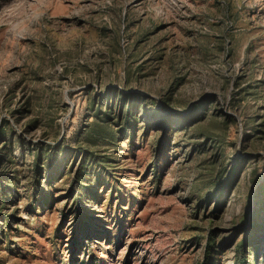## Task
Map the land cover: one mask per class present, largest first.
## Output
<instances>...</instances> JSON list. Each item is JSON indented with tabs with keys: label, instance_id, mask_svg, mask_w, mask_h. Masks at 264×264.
Segmentation results:
<instances>
[{
	"label": "rangeland",
	"instance_id": "374dc122",
	"mask_svg": "<svg viewBox=\"0 0 264 264\" xmlns=\"http://www.w3.org/2000/svg\"><path fill=\"white\" fill-rule=\"evenodd\" d=\"M0 264H264V0H0Z\"/></svg>",
	"mask_w": 264,
	"mask_h": 264
}]
</instances>
